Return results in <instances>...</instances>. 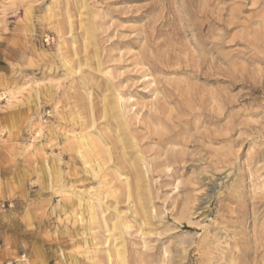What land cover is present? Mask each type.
Wrapping results in <instances>:
<instances>
[{
  "label": "rangeland",
  "instance_id": "1",
  "mask_svg": "<svg viewBox=\"0 0 264 264\" xmlns=\"http://www.w3.org/2000/svg\"><path fill=\"white\" fill-rule=\"evenodd\" d=\"M0 264H264V0H0Z\"/></svg>",
  "mask_w": 264,
  "mask_h": 264
},
{
  "label": "bare ground",
  "instance_id": "2",
  "mask_svg": "<svg viewBox=\"0 0 264 264\" xmlns=\"http://www.w3.org/2000/svg\"><path fill=\"white\" fill-rule=\"evenodd\" d=\"M80 141H81V144H82V147H83V150H81V155H82V157L85 160H87L86 163L89 164L90 163V159H91L90 154H89V149L90 148H95V145H93V143L90 142L89 138H87L86 136H81L80 137ZM79 204H80V206H85L87 211L91 210L92 207H93V204H92V202L89 199H85V198H82V197H80ZM86 252L87 253L90 252V248L89 247H87ZM118 255H120V254H118Z\"/></svg>",
  "mask_w": 264,
  "mask_h": 264
}]
</instances>
